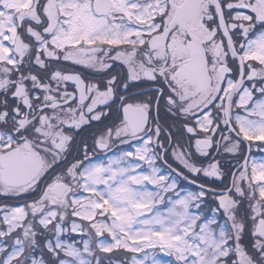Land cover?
Listing matches in <instances>:
<instances>
[{
	"label": "snow or ice",
	"instance_id": "snow-or-ice-1",
	"mask_svg": "<svg viewBox=\"0 0 264 264\" xmlns=\"http://www.w3.org/2000/svg\"><path fill=\"white\" fill-rule=\"evenodd\" d=\"M254 153L264 0H0V264H264Z\"/></svg>",
	"mask_w": 264,
	"mask_h": 264
},
{
	"label": "trees",
	"instance_id": "trees-1",
	"mask_svg": "<svg viewBox=\"0 0 264 264\" xmlns=\"http://www.w3.org/2000/svg\"><path fill=\"white\" fill-rule=\"evenodd\" d=\"M256 155H264V154H259V153H255Z\"/></svg>",
	"mask_w": 264,
	"mask_h": 264
},
{
	"label": "rangeland",
	"instance_id": "rangeland-1",
	"mask_svg": "<svg viewBox=\"0 0 264 264\" xmlns=\"http://www.w3.org/2000/svg\"><path fill=\"white\" fill-rule=\"evenodd\" d=\"M256 155V154H255ZM164 259H167V258H164Z\"/></svg>",
	"mask_w": 264,
	"mask_h": 264
},
{
	"label": "flooded vegetation",
	"instance_id": "flooded-vegetation-1",
	"mask_svg": "<svg viewBox=\"0 0 264 264\" xmlns=\"http://www.w3.org/2000/svg\"><path fill=\"white\" fill-rule=\"evenodd\" d=\"M255 154V153H254Z\"/></svg>",
	"mask_w": 264,
	"mask_h": 264
}]
</instances>
